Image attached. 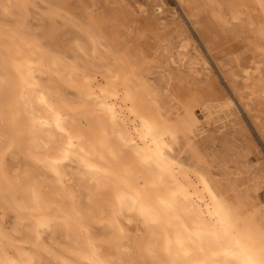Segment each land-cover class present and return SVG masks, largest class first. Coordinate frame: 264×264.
<instances>
[{"label": "rangeland", "instance_id": "rangeland-1", "mask_svg": "<svg viewBox=\"0 0 264 264\" xmlns=\"http://www.w3.org/2000/svg\"><path fill=\"white\" fill-rule=\"evenodd\" d=\"M18 1L19 6H16L15 0H0V26L7 30L3 34L5 51L13 43L19 46L18 52L26 51V54L16 51L17 59L11 62L9 70L15 79H22V71L27 67L32 82L47 94L55 95L51 97L72 99L76 94L75 88L60 81L59 68L66 71L68 65L74 66L81 77L96 76L103 84L106 83L105 74L108 69L116 71L117 76L123 71L119 80L124 105L139 107L141 119L157 130L163 144L161 150L182 166L193 169L204 180L213 193L220 216L222 212L228 213L235 235L241 230L249 236V222L258 230L264 227V94L260 89V83L264 80V77L260 79V76H264V53H261L260 45L255 43L256 37L248 30L250 23L259 26L264 15L255 8V0H144L143 3L140 0ZM238 2L247 3L251 7H234ZM156 4L164 8V15L156 12ZM139 5L147 11H140ZM238 12L239 19L236 17ZM181 44H184L182 49ZM179 51L185 52L188 60L191 56L195 57V53H200L210 66V78L196 77L186 67L173 63L171 58L176 57ZM256 65L260 66L261 72L252 74L255 81L250 78L249 83H253L251 85L243 71L247 66ZM134 71L148 79L157 101L146 94L134 76ZM67 73L71 74V71ZM241 77L244 80L240 81ZM252 87H255L254 92ZM227 97L232 98L233 105L227 109L226 123L210 119V116L214 117L213 114L209 115L210 111ZM154 103L159 104L156 106ZM170 106L175 114L183 115L187 121L190 119L188 113L192 112H196L200 119L208 118L211 121L196 135L193 147L189 146L187 138L183 136V125L169 120L170 115L166 111ZM90 114L87 123L80 119L82 132L90 140H106V135L99 129L96 113ZM65 119L69 125H75L71 114L66 115ZM105 125H108L107 117ZM13 147L15 145H1L2 172H14L12 167L16 165V160L10 156ZM141 161L147 162V158L134 152L132 157H126L121 165L122 171L136 183L150 186L153 175L147 163ZM39 174L41 171L33 180L50 188L49 179H52L55 187L60 186L62 189L58 193L55 188L56 197H60L65 206L69 205L72 197L68 192L72 186L68 178L60 173L59 185L51 172H47L49 179ZM24 181L19 185L23 191L26 189ZM89 188L90 182L86 180L82 186H76L74 194L80 195L82 209L87 205L85 197ZM16 194L21 198L20 192ZM159 199L162 207L172 206L167 211L170 216L175 218V214H181L183 208L180 197L174 190H163ZM0 205V223L3 227L11 228L15 214L10 208L3 207L1 199ZM41 218L43 216L36 218L38 224L34 239L46 246L51 255L43 251L38 260V254H34V261H28L27 264H61L53 254L60 252L63 247H69L60 225L61 216L51 215L50 225L44 229ZM149 219L158 220V217L152 214L144 216L140 221L131 222V233H140L141 228L149 232L158 225L149 223ZM181 224L184 226L183 222ZM119 226L121 228L120 221ZM100 230L102 224L93 225L95 234H100ZM185 231L195 237L200 245H205L207 239L211 238L205 226L192 225L191 229L185 227ZM113 243L115 246L116 243ZM129 243V240H124L122 249L128 250ZM26 247L33 251L29 242ZM134 260L138 264V255L135 254ZM80 261L82 264H91L84 259ZM107 262L119 264L114 255L108 257Z\"/></svg>", "mask_w": 264, "mask_h": 264}, {"label": "bare ground", "instance_id": "bare-ground-1", "mask_svg": "<svg viewBox=\"0 0 264 264\" xmlns=\"http://www.w3.org/2000/svg\"><path fill=\"white\" fill-rule=\"evenodd\" d=\"M15 5L19 6L18 0H15ZM140 7L139 5V10ZM155 10L159 15L165 13L160 4H156ZM140 11L146 12L147 9L141 7ZM236 17L240 18L239 12ZM5 30L0 26V148L1 145H15L11 148L10 156L16 160V165L12 167L15 173L0 170V199L4 203V208H10L14 212L15 220L12 227L9 226L11 228L3 227L0 223V264H27L34 259V254H38L39 260L43 251L51 255V251L46 246L34 239L38 224L36 218L43 216L40 222L44 229L49 227L51 215L61 216L60 225L69 244L68 248L63 247L60 252L53 253L61 264H82L80 259L87 260L91 264H108L107 258L112 255L119 264H135V254L139 257L138 264H157V262L210 264L211 261H218L219 264H229V262L244 264L249 255L259 256L261 246L259 230L249 222L251 231L249 236L241 230L235 235L234 226L231 224V233L225 235L219 226L221 216L217 202L204 180L193 169L182 166L161 150L163 144L157 130L155 131L149 122L141 119L139 107L124 105L125 100L120 95L119 80V75L124 74L123 71L117 76L116 71L108 69L105 74L106 83L103 84L96 76L81 77V73L78 74L74 66L68 65L67 68L65 67L66 71L64 68H59L60 81L73 86L76 94L72 99L53 98L52 94H47L44 89L32 82L27 67H24L21 75L23 77L20 80L10 74L9 68L12 60L17 59L15 52L19 46L13 43L9 50L5 51L3 46L5 42L3 34L7 31ZM182 48L184 44H181L180 49ZM22 52L18 53L23 54ZM199 55L197 52L195 57L191 56L188 60L185 52L179 51L177 56L171 59L173 63L186 67L196 77L210 78V66L206 59ZM120 60L125 64L124 59ZM259 65L247 66L243 71L246 74V77H243L249 79L248 83L250 78H253V73L261 72ZM67 69L71 74L67 73ZM134 76L145 89L146 94L157 101L148 79L135 71ZM263 77L260 76V79ZM242 80L244 79L240 81ZM260 87L264 94V80L260 83ZM112 88L116 90L111 91ZM252 88L254 92L255 87ZM249 96L252 98L251 95ZM113 100L117 103H106ZM158 104L154 103L156 106ZM232 105V98H225L222 104L214 106V110L209 113L214 117L209 118L225 124L228 120L227 109ZM91 112L96 113L99 129L106 135V140H90L82 132L80 119L87 123V116L91 115ZM166 112L170 115L171 123L183 125V136L192 147L196 135L203 131L204 126L211 123L208 118L200 119L196 112L188 113L190 119L187 121L183 115L175 114L172 106ZM68 114L73 116L75 125H69L66 121L65 117ZM105 117L108 118L107 126ZM134 152L147 158L148 168L153 175L150 186L136 183L122 171L121 165L126 157H132ZM39 171H41L39 175L46 178H48L47 172H51L59 185H61L60 173L68 178L72 186V190L68 192L72 197L69 205L65 206L64 201L56 197L55 188L58 193L62 192V189L60 186L55 187L52 179L48 178L50 188H45L42 182L33 180ZM23 179L26 185L25 191L19 186ZM84 180L90 182V188L85 197L87 205L82 209L79 202L80 195L74 193L76 186H82ZM165 189L174 190L180 197L183 209H180L181 214H175V218L167 212L159 211L162 207L159 196ZM17 192L21 193L23 201L17 197ZM152 214L158 217L156 227H152L149 232L141 228L140 233H131V222L140 221L144 216ZM98 223L102 224V230L97 235L93 232V225ZM192 225L207 228L211 238L207 239L205 245L193 241L186 233L185 227L191 229ZM124 240L130 241L128 250L122 249ZM27 242L30 243L33 251L26 247ZM113 242L116 243L115 246ZM237 242L240 247H237Z\"/></svg>", "mask_w": 264, "mask_h": 264}, {"label": "snow or ice", "instance_id": "snow-or-ice-1", "mask_svg": "<svg viewBox=\"0 0 264 264\" xmlns=\"http://www.w3.org/2000/svg\"><path fill=\"white\" fill-rule=\"evenodd\" d=\"M140 2H144V0H140ZM255 8L258 12L264 13V0H255L254 3ZM151 6H149L150 8ZM234 7L243 9L245 7H251V5L244 3V2H238L234 5ZM236 17H234L235 19ZM221 22L222 19H221ZM248 30L249 32L256 37L255 43H258L260 45V51L261 53H264V17H262L261 22L259 23V26H257L254 23L248 24ZM262 60H264V56H262ZM111 91H115V88L110 89ZM108 104H115L117 101H106ZM151 127V125H148ZM166 159V157H165ZM142 163H147L145 161H141ZM158 166V165H157ZM169 206L160 207L159 211L160 213H165L167 211H170ZM149 223L155 224L158 223L157 219H149ZM219 226L222 228L225 235H229L232 230V225L230 222V217L228 213L222 212L221 213V220L219 223ZM259 239H260V254L259 256L256 255H249L248 258L244 261V264H264V227L259 228ZM193 241L195 240V237H191ZM249 240H251V237H249ZM237 247H240L239 242H237ZM224 255H227V253H224ZM159 264V262H157ZM165 264H170V262H165ZM201 264H204V262H201ZM210 264H219L218 261H211ZM231 264V262H229Z\"/></svg>", "mask_w": 264, "mask_h": 264}]
</instances>
